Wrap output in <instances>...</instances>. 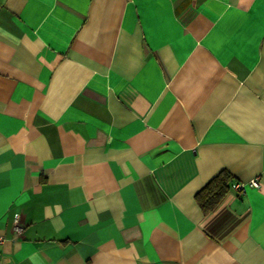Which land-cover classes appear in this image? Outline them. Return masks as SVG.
I'll return each mask as SVG.
<instances>
[{
	"label": "crops",
	"instance_id": "obj_1",
	"mask_svg": "<svg viewBox=\"0 0 264 264\" xmlns=\"http://www.w3.org/2000/svg\"><path fill=\"white\" fill-rule=\"evenodd\" d=\"M0 236L1 264H264V0H0Z\"/></svg>",
	"mask_w": 264,
	"mask_h": 264
},
{
	"label": "trees",
	"instance_id": "obj_2",
	"mask_svg": "<svg viewBox=\"0 0 264 264\" xmlns=\"http://www.w3.org/2000/svg\"><path fill=\"white\" fill-rule=\"evenodd\" d=\"M232 181V175L226 170H221L195 193V200L203 213L212 211L220 203L229 191Z\"/></svg>",
	"mask_w": 264,
	"mask_h": 264
},
{
	"label": "built area",
	"instance_id": "obj_3",
	"mask_svg": "<svg viewBox=\"0 0 264 264\" xmlns=\"http://www.w3.org/2000/svg\"><path fill=\"white\" fill-rule=\"evenodd\" d=\"M244 183H241V182H235L232 187L238 191V192H241L243 189H244ZM15 231L18 232L20 230V226L18 225V221H16L15 223V227H14ZM2 241V237L0 236V242ZM1 264V262H0Z\"/></svg>",
	"mask_w": 264,
	"mask_h": 264
}]
</instances>
